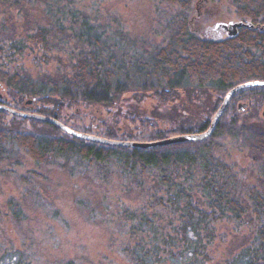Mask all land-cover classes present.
Wrapping results in <instances>:
<instances>
[{
    "label": "trees",
    "instance_id": "obj_1",
    "mask_svg": "<svg viewBox=\"0 0 264 264\" xmlns=\"http://www.w3.org/2000/svg\"><path fill=\"white\" fill-rule=\"evenodd\" d=\"M164 1L175 5L177 10L165 18L164 27L168 32L163 42L144 48L140 54L135 50L136 54L130 57L116 56L113 50L116 44L110 48L103 43L101 33L92 30L83 18L78 28L70 31L63 29L61 23L37 22L32 31L27 32V39L40 48L51 49L61 41L57 32L65 30L66 39L75 43L70 51L72 61L65 73L56 69V76L43 71L34 76L16 70L11 72L0 65V103L61 121L72 116L70 109L79 103L101 104L109 110L118 107L128 95L137 101L141 100L137 93L151 90L161 105L184 99L174 104L172 114L163 116L168 127H161L155 116L139 115L132 110L122 114L124 122L129 126L131 123V129L119 127L115 116L111 118L114 124L99 120L92 127L111 136L106 138L127 140L130 138L112 135L132 138L148 134L159 139L206 129L230 87L251 79H264V29H257L264 26V0H232L235 14L246 25L225 37L211 33L200 17L191 18L193 0ZM71 12V20L76 24V15L72 9ZM5 43L0 39V49ZM8 45L16 47L17 43ZM253 93L264 94V85L236 91L206 138L148 148L104 144L77 137L51 122L20 117L0 109V161L8 145L45 165L67 158L68 152L76 150L74 152L85 162L96 164L97 173L105 171L106 167H115L120 173L135 178L151 174L162 191L152 193L151 200L177 211V219L175 223L164 225L146 214L125 210L126 215L137 217L130 231L138 235L132 245L125 247L131 264H206L205 249L214 232L212 222L226 216L241 223L245 215L253 225L250 240L241 250L213 264H264V126L250 122L237 125L236 116L227 118L236 100ZM28 98L36 103L34 108L27 106ZM178 110H191V115L202 120L197 125L187 122L190 119L177 120ZM26 121L32 128L21 126ZM224 134L241 135L245 139L248 152L257 164L260 188L254 184L243 185L233 166L215 154L217 140ZM22 179L26 184L28 179ZM10 201L12 213L18 215L19 206L14 200ZM62 264L76 263L67 260Z\"/></svg>",
    "mask_w": 264,
    "mask_h": 264
},
{
    "label": "rangeland",
    "instance_id": "obj_2",
    "mask_svg": "<svg viewBox=\"0 0 264 264\" xmlns=\"http://www.w3.org/2000/svg\"><path fill=\"white\" fill-rule=\"evenodd\" d=\"M71 9L76 15V24L71 20ZM176 10L175 5L164 0L0 1V39L7 43L1 44L0 65L5 70L32 76L42 71L56 76V69L65 73L75 45L72 39H66L65 30L57 32L61 41L51 49L36 46L26 35L37 22L61 23L63 29L70 31L78 28L80 18L86 20L92 30L101 33L103 43L110 48L116 44L113 49L116 56L130 57L136 54L135 50L140 54L144 48L150 49L163 42L168 32L164 27L165 18ZM204 17L202 22H208V28L217 19L226 23L242 21L234 12L232 0H211ZM10 42L17 43L16 47L9 46ZM136 95L141 96V100L135 101L128 95L118 107L109 110L101 104L79 103L70 109L72 116L62 118L61 122L81 132L111 137L92 125L99 120L114 124L111 118L115 116L119 127L131 129V123L129 126L124 122L122 114L132 110L139 115L155 116L161 127H168L163 116L172 114L174 104L184 100L161 105L151 90ZM246 97L240 102L247 106L238 110L235 102L227 118L236 116L237 125L250 122L254 126H264L260 113L264 94L253 93ZM28 99L31 102H27V106L34 108L36 103ZM178 112L180 114L175 113L177 120L190 119L187 122L193 125L202 120L191 115V110ZM21 126L32 128L33 125L26 121ZM88 127L91 129H86ZM112 136L138 141L155 138L148 134L132 138L120 134ZM217 142L215 154L233 166L243 185L254 184L260 188L257 164L248 152L245 139L241 135L224 134ZM6 149L0 161V264H62L67 260L76 264H131L125 247L136 240L138 233L131 232L130 225L137 217L126 215L125 210L146 214L164 225L175 223L177 219V211L151 200L152 193L161 194L162 191L149 173L135 178L120 173L115 167H106L105 171L97 173L96 164L85 162L74 152L76 150L68 152L67 158L45 165L19 148L8 145ZM21 176L28 179L26 184ZM10 200L19 206L18 215L12 213ZM245 217L241 223L226 216L212 222L214 232L205 249L206 264H213L248 243L253 225L249 217Z\"/></svg>",
    "mask_w": 264,
    "mask_h": 264
},
{
    "label": "water",
    "instance_id": "obj_3",
    "mask_svg": "<svg viewBox=\"0 0 264 264\" xmlns=\"http://www.w3.org/2000/svg\"><path fill=\"white\" fill-rule=\"evenodd\" d=\"M240 25H246V23L242 21L231 22L230 26L232 29L229 30L228 34L231 35V34L236 33L237 27ZM254 85H264V79H251V80L240 82L230 87L224 94L220 104L218 105L217 109L213 113L212 118L206 129L202 131H198V132L177 134V135H172L168 137H163V138L154 139V140H147V141L111 139V138L101 137V136L94 135V134H89L86 132H81V131L75 130L67 126L66 124L62 123L60 120H58L57 118L53 116L44 115V114H40V113L33 112V111H25L22 109L13 108L4 103H0V109L5 110L9 112L10 114L17 115L20 117L33 118V119H37V120L44 121V122H51L55 124L56 126H58L60 129L68 132L71 135L77 136V137L93 140V141L104 143V144L121 145V146L133 147V148H148V147L159 146V145H164V144L173 143V142H181V141L192 140V139L206 138L212 132L218 119L220 118L223 111L225 110L230 97L236 91L244 87H249V86H254ZM0 96H1V93H0ZM27 102H31V100L28 99ZM239 108H243V104H239ZM261 115L264 117V107L261 110Z\"/></svg>",
    "mask_w": 264,
    "mask_h": 264
},
{
    "label": "flooded vegetation",
    "instance_id": "obj_4",
    "mask_svg": "<svg viewBox=\"0 0 264 264\" xmlns=\"http://www.w3.org/2000/svg\"><path fill=\"white\" fill-rule=\"evenodd\" d=\"M210 1L211 0H193L192 3H191V6H192V11H191L192 16H191V18H193V16H196V17H200V20H201V18H203V20H201V21H204V19H205V17H204V15H205V9L209 6ZM203 7L205 9L201 10V8H203ZM195 10H197V11L194 12ZM238 19L240 20V18H238ZM217 20L218 21L215 20L216 22L213 23V25H211V27H209L208 30L211 33H213L214 35H216V36H221V37L227 36L229 30L232 29L231 26H230V23L231 22L226 23V21H219V19H217ZM263 22H264V20H263ZM203 24H204V27H206V25L208 24V22L207 23L206 22H203ZM240 26H238V27H240ZM257 29H259L260 31H262L264 29V26H259V27H257ZM235 102H237L235 106H236V108L238 110H242L243 108H245L247 106L246 105L247 104L246 102H244L246 104H243L242 102H240V100L239 101L236 100ZM228 103H229V101H228ZM239 104H243V108H239ZM262 108H261V110H262ZM261 110H260V113H261Z\"/></svg>",
    "mask_w": 264,
    "mask_h": 264
}]
</instances>
